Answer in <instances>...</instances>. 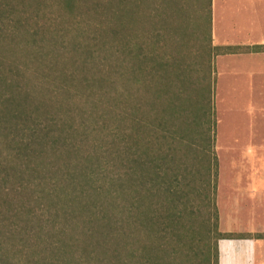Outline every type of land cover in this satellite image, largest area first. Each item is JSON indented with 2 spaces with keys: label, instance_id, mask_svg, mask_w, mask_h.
Instances as JSON below:
<instances>
[{
  "label": "trees",
  "instance_id": "trees-1",
  "mask_svg": "<svg viewBox=\"0 0 264 264\" xmlns=\"http://www.w3.org/2000/svg\"><path fill=\"white\" fill-rule=\"evenodd\" d=\"M204 5L199 55L210 62L264 52V44L212 45L211 0ZM184 7L182 0H0V264H161L145 240L175 224L169 209L177 217L176 203H190L186 189L198 176L187 179L171 147L183 137L165 133L154 105H192L191 64L177 51L164 54L176 33L170 18ZM169 84L174 91H165Z\"/></svg>",
  "mask_w": 264,
  "mask_h": 264
},
{
  "label": "rangeland",
  "instance_id": "rangeland-1",
  "mask_svg": "<svg viewBox=\"0 0 264 264\" xmlns=\"http://www.w3.org/2000/svg\"><path fill=\"white\" fill-rule=\"evenodd\" d=\"M182 1L184 9L170 18L176 33L171 42L166 41L164 54L177 51L191 64L185 88L193 95L192 105L177 102L172 109L165 100L154 105L165 133L174 139L183 137L171 147L178 162L185 163L187 179L197 171L198 176L186 189L190 203L184 209L176 203L177 217L169 209L175 224L157 233L159 239L154 234L146 239V252L159 256L161 264H214L217 247L221 264L220 250L226 239H219L217 232L264 235V52L222 54L208 62L199 55L206 37L205 0ZM243 4L211 0L212 45L264 44V0H248L246 10ZM190 32L192 38L187 35ZM136 89L131 82L127 97L131 112ZM114 90L118 100L122 91L118 79ZM151 90L142 91L148 102ZM165 91H174L173 86L167 85ZM112 121L117 132V109ZM129 126L133 131L132 115ZM212 153L216 168L211 164ZM163 206H170V200ZM238 243L254 247V264H264V238L239 239ZM247 257L242 264H252L250 254Z\"/></svg>",
  "mask_w": 264,
  "mask_h": 264
},
{
  "label": "crops",
  "instance_id": "crops-1",
  "mask_svg": "<svg viewBox=\"0 0 264 264\" xmlns=\"http://www.w3.org/2000/svg\"><path fill=\"white\" fill-rule=\"evenodd\" d=\"M233 1L234 5L238 4L239 1H242L244 4L242 5V9L246 10V2L248 0H231ZM252 0H249L251 2ZM233 11L234 9H230ZM253 45H261V44H252V45H225V46H253ZM216 46V45H215ZM254 52H251L252 54ZM262 53V52H258ZM236 54V53H235ZM237 54H248V53H237ZM225 240V239H224ZM239 239H226L224 244L221 246L220 250V263L223 264V261H226L228 264H242L243 259L247 262V255L250 254L252 264H254V247L249 248L248 246H244L238 243ZM246 264V263H245Z\"/></svg>",
  "mask_w": 264,
  "mask_h": 264
}]
</instances>
